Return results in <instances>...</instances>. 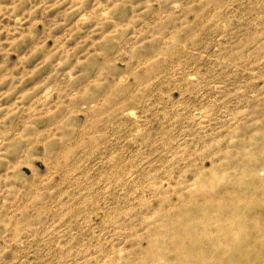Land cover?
Masks as SVG:
<instances>
[{"label": "rangeland", "instance_id": "obj_1", "mask_svg": "<svg viewBox=\"0 0 264 264\" xmlns=\"http://www.w3.org/2000/svg\"><path fill=\"white\" fill-rule=\"evenodd\" d=\"M0 264H264V0H0Z\"/></svg>", "mask_w": 264, "mask_h": 264}]
</instances>
